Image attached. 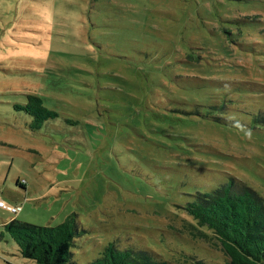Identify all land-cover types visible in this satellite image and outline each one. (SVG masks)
Wrapping results in <instances>:
<instances>
[{
	"label": "rangeland",
	"instance_id": "374dc122",
	"mask_svg": "<svg viewBox=\"0 0 264 264\" xmlns=\"http://www.w3.org/2000/svg\"><path fill=\"white\" fill-rule=\"evenodd\" d=\"M26 94L56 117L29 129ZM226 176L264 200V0H0V264H35L1 223L69 217L76 264H220L177 206Z\"/></svg>",
	"mask_w": 264,
	"mask_h": 264
},
{
	"label": "trees",
	"instance_id": "16d2710c",
	"mask_svg": "<svg viewBox=\"0 0 264 264\" xmlns=\"http://www.w3.org/2000/svg\"><path fill=\"white\" fill-rule=\"evenodd\" d=\"M12 107L29 116L28 128L34 130L57 115L43 106L40 97L34 94H26L24 103ZM217 182L214 188L196 191L189 195L185 204L177 206L191 220L189 235L214 237L225 255L220 264H264V200L231 176ZM68 220L55 226H39L13 218L1 224L19 254L35 264H76L71 258L70 247L82 230L76 227L72 217ZM190 259L192 264L213 261L193 256ZM85 264L172 263L144 249H120L109 242Z\"/></svg>",
	"mask_w": 264,
	"mask_h": 264
},
{
	"label": "built area",
	"instance_id": "2783aa9c",
	"mask_svg": "<svg viewBox=\"0 0 264 264\" xmlns=\"http://www.w3.org/2000/svg\"><path fill=\"white\" fill-rule=\"evenodd\" d=\"M0 207L8 209L10 212L14 213L18 208L17 206H8L5 205L3 201H0Z\"/></svg>",
	"mask_w": 264,
	"mask_h": 264
}]
</instances>
